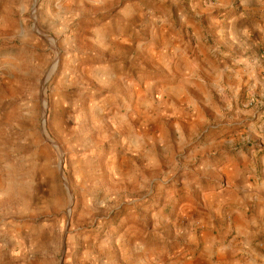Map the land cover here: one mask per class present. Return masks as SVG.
I'll use <instances>...</instances> for the list:
<instances>
[{
    "label": "rangeland",
    "instance_id": "374dc122",
    "mask_svg": "<svg viewBox=\"0 0 264 264\" xmlns=\"http://www.w3.org/2000/svg\"><path fill=\"white\" fill-rule=\"evenodd\" d=\"M167 1L0 0V264H264V198H213L238 168L262 180L264 72L236 111L229 88L208 103L149 87L173 65L143 46L120 64L147 117L140 159L112 141L103 101L117 88L105 71L122 48L105 37V15L125 9L142 29Z\"/></svg>",
    "mask_w": 264,
    "mask_h": 264
},
{
    "label": "crops",
    "instance_id": "0c3cea01",
    "mask_svg": "<svg viewBox=\"0 0 264 264\" xmlns=\"http://www.w3.org/2000/svg\"><path fill=\"white\" fill-rule=\"evenodd\" d=\"M183 2L168 0L165 10L157 7L146 10L142 29L136 18L127 21L123 16L125 9L105 15V37L122 48L111 58L115 64L119 63L118 69L105 71L106 83L109 78L115 80L116 94L107 84L103 101L106 121H114L119 127L112 141L117 143L115 149L121 153V158L140 159L137 149L146 138L137 133L136 127L147 117L138 112L137 99L125 86V69L120 65L136 60L143 46L147 57L158 56L173 65L171 69L152 72L149 81L152 89L177 88L187 95L193 91L195 96L210 103L214 90L223 92L229 88L236 111L240 110L239 95L243 90L260 93L258 87L264 72V58L260 54L264 47V4L259 5L260 0H219L216 6L205 4L185 10L179 5ZM225 77L226 84L223 83ZM237 170L226 178L224 188L214 193L215 201L231 198L237 205L260 202L264 198V175L259 180L251 168ZM219 173L221 169L216 168L215 175Z\"/></svg>",
    "mask_w": 264,
    "mask_h": 264
},
{
    "label": "water",
    "instance_id": "95a60500",
    "mask_svg": "<svg viewBox=\"0 0 264 264\" xmlns=\"http://www.w3.org/2000/svg\"><path fill=\"white\" fill-rule=\"evenodd\" d=\"M45 124V119H43V125Z\"/></svg>",
    "mask_w": 264,
    "mask_h": 264
},
{
    "label": "bare ground",
    "instance_id": "6f19581e",
    "mask_svg": "<svg viewBox=\"0 0 264 264\" xmlns=\"http://www.w3.org/2000/svg\"><path fill=\"white\" fill-rule=\"evenodd\" d=\"M200 264V263H199ZM204 264V263H203Z\"/></svg>",
    "mask_w": 264,
    "mask_h": 264
}]
</instances>
